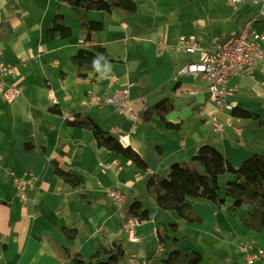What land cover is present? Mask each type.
Instances as JSON below:
<instances>
[{"label": "crops", "instance_id": "0c3cea01", "mask_svg": "<svg viewBox=\"0 0 264 264\" xmlns=\"http://www.w3.org/2000/svg\"><path fill=\"white\" fill-rule=\"evenodd\" d=\"M136 1L138 9L132 14L122 10L87 11V20H102L104 27L85 45L104 46L115 61L100 66L96 73L88 71V76L82 78L72 61L86 37L81 21L83 8L76 0H0V57L16 70L15 74H5L4 79L23 89L13 101H8L0 91V264H73L70 253L78 252L88 259L116 237L122 239L125 249L121 264H130L132 258L163 264L162 258L153 251L154 244L142 245L151 236L157 240V232L162 230L159 225L167 227L170 217L169 210L158 211L156 198L148 188L149 197L144 194L143 186L148 178L159 175L162 167L167 170L172 162H192L193 155L205 144L219 146L233 164L264 150V135L252 129L247 133L248 129L242 130L235 124L242 122L241 127H244V121L250 119L237 118L231 111L219 109L201 77L178 74L185 64L198 59V55L181 52L184 55L177 58L179 51L172 48L161 53L160 41L174 45L182 36V29L190 24L188 18L183 19V11L205 10L211 7V0L201 3L182 0L188 3L187 7H182L179 0H173L172 4L167 3L169 0ZM251 8L244 7L243 13L251 12ZM57 13L64 15L71 28V34L64 38L53 37L50 31ZM207 16L210 19L209 14ZM252 16L244 18L241 25V19H236L237 30L230 33L240 31ZM193 22L206 28V20L200 14ZM257 23L262 25L258 28ZM257 23L256 29L264 33V19ZM209 36L207 44L203 39L205 46L215 37ZM147 59L153 62L154 70L147 65ZM164 76L170 83L163 95L157 92L160 86L156 83ZM231 84L237 89L228 95L227 101L257 112L261 120L255 121L263 124L264 114L260 109L264 110V77L260 74L256 78L233 77ZM126 87L140 115L135 131V124L125 119L115 105L85 106L82 103L93 94L112 95ZM158 95L159 98L153 100ZM174 97L182 102L178 104L179 100ZM161 98L174 101L175 109L166 119L179 123L178 129H167L156 114L145 121V109ZM54 106L60 113L51 111ZM78 112L93 118L120 141L127 138L124 144H131L145 159L144 150L154 144L161 155L157 164L152 165L146 159L149 168L141 170L118 152L99 146L90 130L67 124V119ZM215 114L220 123L222 120V133L213 129ZM209 121L212 131L221 135V143L216 138L207 142L208 137L200 130L199 124L205 126ZM252 126H257V122ZM151 153L154 156L153 151ZM54 160L64 170L82 175L85 183L76 187L67 183L55 173ZM113 160L118 161L115 167L101 166ZM15 177L28 181L25 199L17 195ZM137 184H142L141 188ZM115 188L140 200L142 208L150 209L147 202H153L154 212L150 210L154 219L150 217L149 222L154 226L141 232L138 242H132L128 235L125 237L122 212L107 195ZM189 200L201 220L183 219L190 224L189 239L184 245L178 241L176 246L194 247L200 252L204 249L201 264H247L241 250L243 244L253 241L256 247L264 249V228L255 232L243 221L250 205L245 214H237V208H230L229 198L220 206L201 197ZM156 215L166 218L157 221ZM63 228L75 229L77 235L71 238ZM195 236L198 242L192 241ZM167 237L172 235L167 234ZM252 264H264V258Z\"/></svg>", "mask_w": 264, "mask_h": 264}, {"label": "trees", "instance_id": "16d2710c", "mask_svg": "<svg viewBox=\"0 0 264 264\" xmlns=\"http://www.w3.org/2000/svg\"><path fill=\"white\" fill-rule=\"evenodd\" d=\"M76 3L83 8L81 21L86 29V37L85 43L72 56V61L79 68V76L85 78L88 76V71L96 73L100 66L115 61L104 46L96 44L88 47L85 45L86 42L93 40L96 31L104 27L102 20H87V11L100 10L112 13L115 10H122L132 14L137 12L138 5L136 0H76ZM50 31L53 37L64 38L71 34V28L66 24L63 14L55 15ZM236 33L238 32H232L230 35ZM56 107H51V111L60 113V109ZM174 109L175 104L171 98H161L145 109L144 119L147 121L156 114L167 129H178L179 123L175 124L166 119V115ZM231 112L237 118L261 120L257 112L240 106H234ZM67 124L90 130L99 146L118 152L134 162L141 170L149 168V162L137 149L131 144H124L93 118L78 112L73 118L67 119ZM53 166L55 173L70 185L76 187L85 183L82 175L64 170L58 161L54 160ZM228 172L235 174V179L228 180L225 184V194L231 200L230 208L234 210L245 204L250 205L251 208L243 221L251 230L260 232L264 228V150L246 157L236 167L217 146L205 144L193 155L192 163L174 162L169 167L168 175L154 174L148 178L146 185L149 192L155 196L160 208L174 211L188 221H199L201 217L196 213L194 203L189 199L201 197L219 206L223 205L226 197L221 195L220 176ZM130 217H137L140 221L149 220L151 210L142 208L140 200L127 195L121 216L122 226ZM173 227L177 228V225L173 224ZM63 232L71 238L77 235L75 229L63 228ZM166 232L165 228L157 232V241L163 246L167 243ZM179 240L175 238L173 246L169 247L167 255L162 258L163 264H201L203 254L193 248H178L176 244ZM70 254L73 264H121L125 249L122 239L116 237L108 245L99 247L88 259L78 252Z\"/></svg>", "mask_w": 264, "mask_h": 264}, {"label": "built area", "instance_id": "2783aa9c", "mask_svg": "<svg viewBox=\"0 0 264 264\" xmlns=\"http://www.w3.org/2000/svg\"><path fill=\"white\" fill-rule=\"evenodd\" d=\"M245 0H230V4L236 6ZM251 4L257 6V12L247 20L242 29L236 34L227 36H215L211 44L205 46L200 35L180 36L174 45L160 41L161 53L172 48L176 51L190 55H198V59L185 64L179 72V75L190 74L194 77H201L206 81L211 99L217 104L219 109L232 111L234 105L227 101L229 94L236 91L237 86L231 84L233 77L250 76L256 78L258 74L264 77V33L256 29V23L264 19V0H248ZM15 67L3 61L0 57V91L3 92L8 101H13L23 93L21 87L8 84L5 74H15ZM130 89H117L112 95L107 93H97L83 100L85 106L115 105L128 117L134 124L139 122L140 115L133 107L130 100ZM137 125L133 126L136 130ZM213 129L222 133V126L218 115L213 116ZM124 142L127 138L123 137ZM123 142V143H124ZM118 163L113 160L109 163H101L104 168H112ZM17 195L23 199L26 198V189L28 181L24 178L15 179ZM118 211L122 212L127 194L119 188L111 189L107 193ZM140 225L137 217L127 219L123 228L128 233L132 242H138L139 237L136 234V227ZM158 252H165V247L160 244ZM241 250L246 256L247 264H252L261 258H264V249L256 247L252 241L242 245ZM130 264H151L150 261H142L132 258Z\"/></svg>", "mask_w": 264, "mask_h": 264}, {"label": "rangeland", "instance_id": "374dc122", "mask_svg": "<svg viewBox=\"0 0 264 264\" xmlns=\"http://www.w3.org/2000/svg\"><path fill=\"white\" fill-rule=\"evenodd\" d=\"M204 1H206V0H204ZM162 2L163 1H161V3ZM198 2L201 3L202 0H198ZM211 2H212L211 3V7L210 8H206L205 10H203V9H199L198 10V8H197V9H189L187 12L183 11V13H184L182 15L183 19H187L188 18L190 20V24L187 27H185L184 29H182V35L183 36H190L192 34L198 36L199 34H201L203 36L204 42L207 44L209 39H210L209 35L217 36V35L221 34L222 36H226L228 33H230L233 29H235L238 26V22L236 21V19L237 20L241 19L239 21L240 25H241V24H243L244 18L246 19L247 17L252 16L257 10L256 8L253 7V5L248 0H245L244 2H242V3H240V4L236 5V6H233V5L231 6L230 0H211ZM167 3L168 4H172V3H174V1L173 0H169ZM179 3H180V5L182 7H187L185 4H188L187 2L183 3L182 0H179ZM244 7H247V9L249 7H252L251 9H253V10L251 12H248V10H247V12L243 13L244 10H245ZM97 11H100V10H97ZM82 12H83V10H82ZM199 14H200V16H202L206 20V22H205L206 28H204V29L201 28V26H199L196 22L195 23L193 22L194 20H197V17L199 16ZM208 14H209L210 19L207 16ZM257 25H258V28H259V26L262 25V23H259V24L257 23ZM235 30H237V29H235ZM184 54L186 55V53H184ZM184 54L181 53V52L177 53V58L182 57ZM188 55L186 56V58L188 57ZM159 57H161V56H159ZM146 63H147V65H149V68L151 70H154V65H153V62L151 60L147 59ZM179 72H180V70H179ZM179 72H178V74H179ZM188 80L190 81V78H188ZM169 83L170 82L166 81V76L160 78L158 80V82L156 83V86H160L159 89H157V92H161V94H163V95L166 94L167 89L169 87ZM172 86L174 87V83H173ZM152 92L154 94V90ZM160 95L155 97V99H153V100H156L157 98H159ZM174 99L177 100L178 98L174 97ZM178 100L179 101H177V103L180 104L182 101H181V99H178ZM260 110H261V113L263 112V114H264V110L263 109H260ZM191 112H193V110H191ZM125 117H126L125 119H128V117L126 115H125ZM262 117L264 119V115H262ZM190 118H191L190 120L192 121V117H190ZM187 121L189 122V119H187ZM255 122H257V126H255L256 128L252 126ZM221 123H222V120H221ZM235 124L238 126V128H243L242 130L248 129L246 131L247 133H249V131L252 129V131H254L256 134L264 135V125H263L264 123L262 124L260 121L245 120L244 121V127H241L243 125L242 122L241 123L237 122ZM199 125H200L199 127H200V130L202 131V133L208 137V141L207 142H211L210 141L211 139L216 138L221 143L222 137H221V135H219L217 133H214L212 131V122L211 121H209L208 124L205 125V126L202 125V124H199ZM223 127H224V135L223 136H225V134H226V131H225L226 130V125L223 126ZM151 151H153V155L154 156L151 155L152 154ZM144 153H145L146 159L148 161H150V163L152 165L157 164L158 159L161 156L160 153L158 152V150L155 148L154 144L150 145L149 147L147 146V148L144 150ZM183 160H185V159H183ZM242 161L243 160L235 161L234 165L236 167H238L242 163ZM182 162H186L188 164L192 163L191 160H186V161H182ZM169 167H168L167 170L163 169V167H162V169L158 170V172H159L158 174L160 176L168 175ZM16 178H18V177H15L14 181H15ZM233 179H235V174L230 173V172L222 174L220 176L221 195L223 197H226V199L229 198V197H227L226 194H225V184H226V182L228 180H233ZM137 185L140 188L142 186V184H137ZM15 187H16V183H15ZM143 189H144V192H145L144 194L149 197L148 192H146L147 191L146 185L143 186ZM16 192H17V188H16ZM147 204H148L147 207L150 206L149 208L154 212L153 202L150 200L149 202H147ZM248 207H250V206L246 205V204L243 207H238L236 209L235 213H237V214H245L246 213L245 209L248 208ZM158 211L160 213H162L165 210H163L162 208L158 207ZM243 212H245V213H243ZM237 216H239V215H237ZM151 218H152V220L154 219L153 217H151ZM164 218H166V217L165 216H161V215H156L155 216V219H157V221H163ZM150 221H151V219H150ZM180 222H181V224H180ZM173 224H176L177 228H174ZM189 225L190 224H186V220H183V218L180 217L176 212L170 211V217H169V220L166 223L167 227H165L163 225H159V227H161L162 230L164 229V227H165V229L167 228L166 235L167 234L172 235L171 238H168V237L166 238V242L168 243V245L172 246L173 243H174L175 238L180 239L179 241H180L181 245H184V241L186 239H189V235H188V232H189V229H190V228H188ZM153 226H154V224L149 222V220L140 221V225L136 227V234L138 235V237H140V233L141 232L146 231V230L150 229ZM190 227L193 228V226H190ZM127 235H128V233L126 232L125 237H127ZM197 239H198V237L195 236V237H193L192 241L198 242ZM148 240L149 241L143 242L142 245L150 247L151 245L154 244L155 248L153 249V251H156L155 255L157 257L164 258L167 255V252L169 251V247H166L164 245L167 250L165 252H163V253H159L157 249H158V246L160 245V243L156 240V237L151 236ZM191 246H193V245H191ZM204 246H207V244L204 243ZM202 252H205V250L203 249V251H201V253Z\"/></svg>", "mask_w": 264, "mask_h": 264}]
</instances>
